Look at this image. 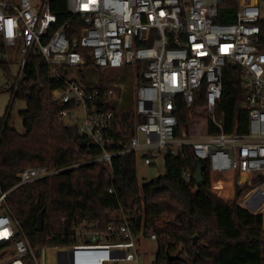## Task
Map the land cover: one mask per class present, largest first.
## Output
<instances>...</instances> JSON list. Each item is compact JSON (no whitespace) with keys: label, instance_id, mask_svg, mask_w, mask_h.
Listing matches in <instances>:
<instances>
[{"label":"built area","instance_id":"1","mask_svg":"<svg viewBox=\"0 0 264 264\" xmlns=\"http://www.w3.org/2000/svg\"><path fill=\"white\" fill-rule=\"evenodd\" d=\"M73 17L84 22V30L70 37L66 25L53 27L58 18L49 0H0V60H19V70L10 87L14 99L24 68L33 51H38L51 68V77L60 78L71 67H82L88 49L96 66L122 68L141 66L137 81L135 108L146 116L135 134L118 152L110 151L105 131L114 120V111L100 102L119 98L121 84H85L69 74L66 85L54 90V98L74 103L63 110L71 123V112L81 134L90 136L100 154L86 163L112 164L117 153H142L146 165L164 162L191 145L198 160L207 161L214 172L239 173L244 183L258 179L242 197L251 213L264 212V50L260 48L262 28L260 0H68ZM221 12L234 13V21H219ZM80 48V49H79ZM244 71L248 113L245 134H208L177 137V101L191 108L195 91L204 86L205 110L217 121L216 104L223 93V72L227 65ZM177 100V101H176ZM79 165V164H78ZM62 169L30 166L19 172L13 187L52 176ZM189 180L192 175L185 172ZM0 196V264H118L138 259V243L143 231L134 232L135 214L121 209L110 214L108 223L76 217L72 243L65 246L31 247L19 221L5 204L10 190ZM113 192V188L109 189ZM149 239L157 240L156 233ZM10 250V254L8 253Z\"/></svg>","mask_w":264,"mask_h":264},{"label":"trees","instance_id":"2","mask_svg":"<svg viewBox=\"0 0 264 264\" xmlns=\"http://www.w3.org/2000/svg\"><path fill=\"white\" fill-rule=\"evenodd\" d=\"M49 2L58 18L53 29L66 25L70 37L84 30L83 20L70 14L68 0ZM234 19L232 12H221L219 17L223 23ZM260 24V48L264 50V19ZM80 50L86 54L81 70L96 66L89 50ZM0 68L9 74L8 60H0ZM141 72V66L136 67V75L140 76ZM67 75L69 72L64 70L60 78H52L45 58L33 51L14 97V101L25 102V108L19 112L23 131L11 123V115L0 117L2 192L13 188L19 181V172L30 166L62 169L52 176L15 187L5 196L3 205L19 221L32 248L71 244L76 217L106 224L112 212L132 209L134 232L143 231L145 238L152 233L157 235L153 264H264L263 214L249 212L241 201L242 194L258 179L236 184L234 198L227 200L214 190L212 170L209 163L203 161L206 182L197 186L194 175L198 159L191 145L183 146L178 154H168L164 159V172L145 182L138 178L135 152L117 153L111 165L105 161L86 163L101 153L100 148L90 136L80 133L79 119L72 112L71 123L63 118L61 112L72 111L74 103H63L53 95L54 90L66 85ZM244 75L240 66L227 64L224 67L223 93L215 114L220 126L208 118V134L248 131V113L243 108L247 100ZM99 105L114 111V120L104 133L110 139V151L118 152L146 116L136 112L135 103L128 95ZM205 106L204 86L195 91L191 108L177 101V137L182 136L195 112L204 111ZM185 172L192 178L188 180ZM110 188H113L112 193ZM42 210H45L43 229L37 231ZM168 254H179L181 258L171 261Z\"/></svg>","mask_w":264,"mask_h":264},{"label":"rangeland","instance_id":"3","mask_svg":"<svg viewBox=\"0 0 264 264\" xmlns=\"http://www.w3.org/2000/svg\"><path fill=\"white\" fill-rule=\"evenodd\" d=\"M260 10L262 17L264 18V0H260ZM19 60L20 57L17 60L11 62L9 74H6L5 71L0 68V117L11 115V123L19 131H23V121L19 112L20 110L25 108V102L20 99H16L14 101L10 89L16 79L19 70ZM82 69L83 70H81L80 67H71L67 68L66 70L70 75L73 74L77 75L79 78L81 77V81L85 84H121L124 87V93L121 94L118 91L117 95H119V98L111 100H119L122 98V95H128L129 99L133 100V103H135L137 81L139 79V76L136 75L135 66L126 65L118 69L111 67L101 68L96 66H87L83 67ZM207 120L208 113L206 112V110H197L192 117L191 123H189L188 127L183 130L182 137L186 135V131L187 136L189 137H197L200 133L204 135L206 133ZM137 172L138 178L141 182L148 181L164 172V162L161 161L157 164L146 165L142 161V153L138 152ZM212 179L214 182V190L220 196H223L227 200L234 198V190L236 184L241 185L245 183H240L242 181V176L239 173H222L221 175H219L214 172L212 175ZM244 193L241 197H243ZM261 213L263 214L264 218V212ZM157 247L158 246L156 241L141 238V241L138 243L137 247L138 259L133 261H120L118 262V264H153L156 259ZM7 254H10V250H8ZM47 258L48 259H46V264H53L54 257L52 255H47Z\"/></svg>","mask_w":264,"mask_h":264},{"label":"water","instance_id":"4","mask_svg":"<svg viewBox=\"0 0 264 264\" xmlns=\"http://www.w3.org/2000/svg\"><path fill=\"white\" fill-rule=\"evenodd\" d=\"M204 169H205V165L203 164V162L201 160H197V169H196V172L194 175V179H195L197 186H201V185L205 184V182H206V179L204 176ZM44 211L45 210H42L38 216V221L36 224V230L37 231H41L43 229ZM196 242H197V237L194 238V243H196ZM168 258H169V260L174 261V260H177L181 257L179 254H175V255L168 254Z\"/></svg>","mask_w":264,"mask_h":264}]
</instances>
